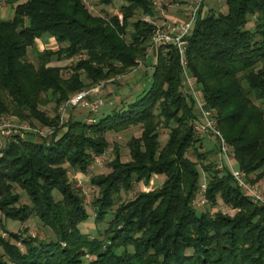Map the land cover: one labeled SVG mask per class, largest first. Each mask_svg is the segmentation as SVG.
Returning a JSON list of instances; mask_svg holds the SVG:
<instances>
[{
    "label": "trees",
    "instance_id": "16d2710c",
    "mask_svg": "<svg viewBox=\"0 0 264 264\" xmlns=\"http://www.w3.org/2000/svg\"><path fill=\"white\" fill-rule=\"evenodd\" d=\"M6 1L14 15L0 18V114L37 119L54 130L49 137L15 134L0 148V264H264V204L244 193L229 167L204 162L207 153L195 130L199 114L192 94L181 90L176 46L156 47L151 83L98 115L103 103L91 123L73 116L61 123L59 114L40 109L44 94L58 106L74 92L126 74L153 51L154 24L141 16L155 14L153 0H120L122 20L93 13L85 0ZM204 7L187 36L188 74L214 110L237 166L247 176L257 172L256 181L264 175L258 171L264 167V107L253 100L264 99V0H226L224 10ZM45 34L52 42L37 50V62L28 59L29 47ZM81 53L70 76L51 64L54 57ZM135 125L141 133L128 140L130 158L123 160L115 143L111 171L90 176L99 190L91 202L95 221L112 214L100 234L91 236L80 226L89 211L67 164L85 172L93 154L109 147L107 132ZM161 127L169 128L164 144ZM155 173L165 174L159 187L119 201L122 190L148 183ZM202 180L207 200L216 204L220 197L235 213L197 210L192 201ZM15 185L30 202L20 203ZM32 215L55 237L10 230L3 219L26 221Z\"/></svg>",
    "mask_w": 264,
    "mask_h": 264
},
{
    "label": "rangeland",
    "instance_id": "374dc122",
    "mask_svg": "<svg viewBox=\"0 0 264 264\" xmlns=\"http://www.w3.org/2000/svg\"><path fill=\"white\" fill-rule=\"evenodd\" d=\"M207 1V0H206ZM204 2V9L209 10L210 7L214 9H226V0H213ZM85 3L87 7L95 14H101L105 15V13L117 14L120 20L123 19V13L120 11V0H116L110 5H104L100 2V0H85ZM154 6H155V14H141V16L144 17L147 21L154 24V30L151 37V43L154 42V36L156 35L157 29L165 28L164 22L169 19L168 16H166V12L171 11V9L176 8L179 5L185 4L187 5L188 0H153ZM204 10V12H205ZM174 12V11H173ZM121 13V15H120ZM14 15V6L11 3H8L6 0H1L0 3V18H11ZM135 16H138L136 14ZM134 17L133 19H135ZM52 42V39L49 35L45 34L44 36L40 37L36 41V46L29 47L28 49V59L37 62V50L42 49L46 44ZM149 53L145 56V58L138 59V64H136L134 67H132L126 74H118L108 79H103L100 82L96 84H92L89 87H86L82 90H90L92 88H99V91L97 93H91L88 96L94 97L95 95H99L103 98L104 104L102 105L100 112L98 115H103L109 108H111L114 104H119L120 100L122 98H129L133 95H135L138 91V87H135L136 85H142L147 86L151 83V74L154 68V65L156 63L157 59V49L152 48ZM166 44L164 42L160 43L158 46ZM172 44V43H171ZM157 46V47H158ZM155 49V50H154ZM155 51V52H154ZM85 56L84 53L72 56V57H63L61 59H57L56 57L53 58L51 61V64H56L62 66V74L64 76H70L73 72V69L71 68V64L76 62L78 58ZM186 56H187V50H186ZM187 58V67H188V57ZM180 59V56H179ZM181 63V62H180ZM183 68V67H182ZM188 71V68H187ZM82 77L85 78V73L82 72ZM141 78L142 81L140 80ZM185 76L183 77L182 87L181 90L183 93H187V91H184V88H189L188 83L184 82ZM140 82V84H138ZM187 86H186V84ZM194 87L197 86L194 84ZM79 90L77 92L72 93L64 102L56 106V103L53 100H50L49 96L44 94L42 96V102L40 103V109L43 110L47 115H55L59 114V121L62 123L65 119H67L68 116H73L74 118H80L81 120L91 123L93 122L89 117H92L93 114L89 109L82 104L78 105H67V101L76 93L82 91ZM117 98V99H115ZM253 100L264 107V99H257L253 97ZM67 105V106H66ZM66 106V107H65ZM213 110V109H212ZM63 111H65L63 113ZM214 112V110H213ZM63 113V114H62ZM9 130V133H4V142L3 145L0 146L3 147L6 143L7 139L10 137H13L15 134H20V136H26L29 133L36 132L39 135H42L41 132H47L50 127L47 125H42L40 121L37 119H33V121L28 119H22L18 115L12 113V112H4L0 114V131L3 130ZM37 130V131H35ZM196 130V128H195ZM62 132V130L60 131ZM169 128L167 127H161L160 131V141L162 144L166 141L168 137ZM141 133V126L135 125L131 126L127 129L115 131L110 130L107 132L106 136L110 142L109 147L105 152H102L100 154H93V161L88 167V169L85 172L80 173V171L76 170L75 168L68 166V176L70 181L75 183L77 187L80 188L81 193L84 196V202L87 206V209L89 211V217L86 221L82 222L80 224L82 230L84 232H87L91 236L99 235V231L103 230L107 226V221L111 218L112 214L107 215V219L105 222L98 223L95 221V215L94 210L91 205L92 198L99 193L98 188L94 187L92 183L90 182V176L95 174H102V173H108L111 171V165L110 161L114 158V146L115 143L119 145L120 149V156L123 160H128L130 158V150L128 147V140L132 135H140ZM198 133V132H197ZM48 135V134H46ZM46 135H42L43 137H49ZM199 135V133H198ZM200 136V135H199ZM207 136H201L202 142L201 146L199 147L200 150L206 151L207 158L204 160V162H213L216 168L223 169L224 167H219L220 159L216 156V145L211 147L209 143H206ZM214 141H216L215 137L213 138ZM6 140V141H5ZM200 143V142H199ZM198 144V143H197ZM233 147V146H232ZM234 149V148H233ZM235 152V151H234ZM188 155L194 159L197 160L196 155L194 154L193 150L190 149L188 151ZM224 165V163H222ZM233 164L237 166L236 161L233 158ZM199 168L201 170L202 177L207 175V172L202 168V164L199 163ZM264 171V167L261 168L258 171ZM244 171V170H243ZM245 173V171H244ZM257 172H252L248 176L246 175L247 180L257 186L261 191L264 193V175L256 180L253 181V179L256 177ZM165 179V174L155 173L151 176L150 181L147 183L145 180H140L135 183L132 189L130 190H122L120 193L119 201H126L128 199L133 198L139 191L141 190H150L153 188H157L161 185L163 180ZM15 190L21 193V200L20 203H28L30 202V199L25 192L24 189H22L20 186L15 185ZM57 197H59V193H55ZM253 201V200H252ZM254 202V201H253ZM256 203V202H254ZM117 206V204H116ZM115 206V207H116ZM197 210L199 211H206L209 210L211 214H214L215 211L221 210L224 213H235V209L231 207L230 205L223 202V200L219 197L218 202L216 204H211L209 201L205 204H202L200 206H195ZM1 213V210H0ZM4 221L6 222L7 227L10 230L13 231H24L25 228H27V233L31 234H38L42 238H49V237H55L54 231L48 227L45 226L42 221L38 218L36 215H32L29 219L26 221H21L18 219H6L4 218ZM0 231H2L0 227ZM19 244H21L19 242Z\"/></svg>",
    "mask_w": 264,
    "mask_h": 264
},
{
    "label": "built area",
    "instance_id": "2783aa9c",
    "mask_svg": "<svg viewBox=\"0 0 264 264\" xmlns=\"http://www.w3.org/2000/svg\"><path fill=\"white\" fill-rule=\"evenodd\" d=\"M206 0H188L187 12L184 19L169 18L164 22L165 28L157 29V33L154 36V42L152 48L157 47L160 43H172L176 46L180 62L184 72V82L188 83L189 88H184V91L191 93L194 97L195 104L198 110L199 118L195 122L196 131L200 136H214L216 139V156L220 159L219 167H229L230 171L237 183V185L257 204H264V193L257 186L251 184L244 173V171L233 164V158L235 152L232 145L225 138L221 130L217 127V119L215 113L211 108H208L201 97L198 88L194 87V82L187 71V36L191 33V28L194 20L196 19L199 10L202 8ZM121 15V13H120ZM186 84V83H185ZM187 86V84H186ZM99 88H92L90 90H82L73 95L68 101L67 105H85L92 114L98 111L99 107L104 103L101 96L95 95L94 97L88 96L91 93H97ZM66 105V106H67ZM65 106V107H66ZM65 111H63L64 113ZM62 113V114H63ZM92 121L93 116L89 117ZM53 128H50L47 132H41L42 135L50 134L53 132ZM9 133V130L0 131V146L3 145L4 133ZM37 131V130H35ZM224 163V165L222 164ZM207 189V180H202L200 183L199 190L195 194L192 203L196 206H200L208 202L205 192Z\"/></svg>",
    "mask_w": 264,
    "mask_h": 264
},
{
    "label": "crops",
    "instance_id": "0c3cea01",
    "mask_svg": "<svg viewBox=\"0 0 264 264\" xmlns=\"http://www.w3.org/2000/svg\"><path fill=\"white\" fill-rule=\"evenodd\" d=\"M207 1H209V5H210V2L213 0H207ZM186 12H187V5L185 3V4L177 6L176 8L171 9V11L166 12V16H168L169 18L184 19L186 16ZM142 79L143 78H141L140 80L142 81ZM138 84H140V82ZM135 87L141 88L140 85H138V86L136 85ZM139 89H138V91H139ZM131 97H129V98H131ZM115 99H117V98H115ZM205 140H206V143H209L211 145V147L213 146V148H214V141H213L214 139L211 136H207L205 138ZM158 175H160V174H158Z\"/></svg>",
    "mask_w": 264,
    "mask_h": 264
}]
</instances>
